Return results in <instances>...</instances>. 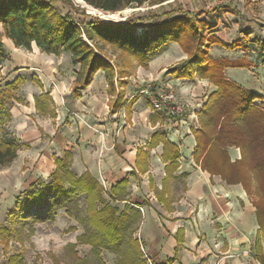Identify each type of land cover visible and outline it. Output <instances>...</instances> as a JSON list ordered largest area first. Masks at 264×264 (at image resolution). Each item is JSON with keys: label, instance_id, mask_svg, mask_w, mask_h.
Returning a JSON list of instances; mask_svg holds the SVG:
<instances>
[{"label": "trees", "instance_id": "obj_1", "mask_svg": "<svg viewBox=\"0 0 264 264\" xmlns=\"http://www.w3.org/2000/svg\"><path fill=\"white\" fill-rule=\"evenodd\" d=\"M163 2L164 0H0V66L8 59L4 39L11 40L16 48L27 51L35 44L41 52L48 55H71L72 63L80 66L76 86L89 87L95 75L101 71L109 84V93L115 95L116 78H121V74L126 73L125 68H130L133 63L148 68L155 54L167 45L178 44L187 55V61L180 64L173 73H179L180 78L199 74L217 89L199 113L200 128L194 132V160L212 176H220L229 185L241 184L245 188L257 210L259 230L256 245L260 248L264 235V111L254 105L260 99L258 95L243 90L224 75L228 68H248L251 64L210 59L209 49L219 44L231 50H249L252 43L263 57L264 42L258 39L248 40V47L240 40L230 45L222 42L212 35L215 25L201 20L203 14L213 15L212 7L201 14L172 9L165 10L160 15L148 13L144 18L139 15L136 17L138 20L118 22L106 19L109 14L130 7H154ZM87 9L104 16L87 14ZM149 20L151 23L146 26L145 32L137 34L138 24ZM244 36L250 38L251 35L246 33ZM104 46H110L118 53L119 62L115 63L104 52ZM35 80L41 85L39 80ZM23 82V78L17 77L0 91V167L10 165L21 149V144L6 139L4 134L7 124L12 121L8 102L15 100L13 94ZM120 102L119 98L117 104L120 105ZM52 103V98L45 93L35 99L36 108L41 114L56 117L55 110L51 108ZM153 143L163 144L164 161L171 162L177 170L180 158L177 147L160 134H155ZM231 147L240 150V161L231 162L228 153ZM72 157L73 153L67 152L64 158H55L56 169L50 182L39 179L28 192L18 196L11 217L19 221L32 217L33 221L41 222L54 219V214L64 208L68 216L74 217L79 223H85L87 228H92L88 229L90 238L95 232L99 233L101 240H108L107 249L113 247L121 251L118 264H146L142 259L140 244L133 237L134 232L128 233L138 226L141 220L140 210H132L131 214L125 209L120 213L117 207L107 204L104 200V187L90 173L77 176L72 172ZM127 186L128 180L125 179L112 187L110 199L113 203L127 201ZM81 197L85 198L88 207L85 215L78 203ZM100 204L102 208L98 209ZM44 208L45 217L32 215L34 210ZM257 259L264 264L263 256L258 254Z\"/></svg>", "mask_w": 264, "mask_h": 264}, {"label": "crops", "instance_id": "obj_2", "mask_svg": "<svg viewBox=\"0 0 264 264\" xmlns=\"http://www.w3.org/2000/svg\"><path fill=\"white\" fill-rule=\"evenodd\" d=\"M4 45L11 61L18 59L21 64L19 68H25L24 74L33 76L30 82L24 79L23 84L28 87L26 89L33 91L27 97L25 107L21 105V110L26 108L30 115L36 114L45 120L53 121L51 125H42L39 120L37 125L27 117L29 120L24 129L22 121L26 120H19L18 123L14 107L11 105L9 109L17 131L27 134L25 141L29 144L24 148L32 151L30 142L33 139L36 144H40L43 138L41 132L44 130L47 136L54 138V145L60 149L51 159H48L46 154L38 156L40 161L49 160V170L41 168L42 174L48 176L47 178H50L56 169L55 158H64L65 153L72 152L74 173L78 176L90 173L104 187L107 197L112 187L127 179L129 202L121 204L128 203L142 211L135 237L138 238L141 249L146 248L151 254L148 261L143 259V254L145 263L262 264L257 255L264 257V235L258 248L257 210L245 188L241 184L229 185L220 176H212L194 160V132L198 129L199 122L196 123L190 116L195 114L199 119L200 111L217 89L206 80H203V83L196 81L199 86H195L197 83L185 84L182 93L185 95L184 104L188 109L186 115L178 120L171 119L162 112H155L148 101V94H159L164 89L171 90L186 81L176 79L171 71L179 66L178 63L182 59H187L177 44L167 45L155 54L148 68L136 63L130 68H125L126 73L116 80L115 95L109 93V84L103 72L99 71L95 75L89 87L81 88L76 86L79 66L72 64L67 68L65 73L68 78L57 83L58 89H61L63 83L75 87L78 94L71 99L72 103L78 100L77 104L82 106L85 101L91 111L95 110L90 112L100 118V125L96 128L101 129V138L93 129H84L77 122L74 124L76 130L73 128L72 132L69 127L66 129L60 125L56 126L58 112L57 101L52 94L53 83L47 84L44 77L51 75L47 71V62L50 61L48 59H59L60 56L43 54L35 44L30 51L16 48L8 39L4 40ZM263 70L256 74L253 68H230L226 74L245 89L264 97ZM22 74L15 73L14 76L17 78ZM35 79L39 80L41 85ZM44 93L52 98L51 108L55 110L56 117L43 115L37 110L35 99ZM94 97L101 100L100 105L98 100L93 101ZM119 98L120 105L117 104ZM18 111L19 114L23 112ZM91 125L89 124V127ZM155 134L165 136L177 147L180 157L177 170L171 162L164 161L163 144L153 143ZM102 139L104 142L100 146L98 144ZM89 143L98 145L97 152L95 148L86 149ZM20 151L21 149L17 159L20 158ZM229 154L232 161L241 158L239 149L230 148ZM27 160L23 159V164ZM161 171L164 173L162 177ZM180 182H183L185 192L181 197H177L172 185ZM135 196H138V200H135ZM154 200L161 207H155ZM147 201H150L151 207L144 204Z\"/></svg>", "mask_w": 264, "mask_h": 264}, {"label": "rangeland", "instance_id": "obj_3", "mask_svg": "<svg viewBox=\"0 0 264 264\" xmlns=\"http://www.w3.org/2000/svg\"><path fill=\"white\" fill-rule=\"evenodd\" d=\"M208 7L214 8L212 12L213 15L209 16L208 14H203L201 20H206L211 25H215V28L212 31V35H215V37L217 38L220 37L218 39H222V42L230 45L234 41L240 40L246 46L247 41L252 39H258L264 42V0H216V2L212 0H164L161 5H157L154 7H130L121 12L109 14L108 16H106V19L118 22L128 20L130 21L137 19L136 17L139 15L144 18V16H146L148 13L152 15H160L163 11H171L172 9L177 10V12H196L201 14L202 11H209ZM87 12V14H97L101 17L104 16L102 15V13L92 12V10L90 9H87ZM150 23L151 21L149 20L148 22H144L141 25L138 24L137 34H143L145 32L146 26H148ZM246 33H249V35H251L250 38L244 36ZM251 45L253 46H251L249 50H246L244 48L231 50L223 47L222 45L215 44L209 49V58L244 61L247 64H251V66H249L248 68L231 69L250 70L253 68L255 70V73L258 74L261 69H264V56L261 57L256 46L252 43ZM104 47V52L108 53V56L112 57L115 63L119 62V56H117L118 53H116L110 46ZM5 49L8 54L7 48ZM48 60L50 61L47 62V65H49V67H47V71H49L51 75L45 76L44 81H46L47 84L53 83L52 94H54L56 98L58 112V120L56 122V126L60 125L61 127H65L66 129H68L69 127L72 132L73 128L76 130V125L74 124L77 122V124L79 123L80 125H82L84 129H93L101 138L102 131L98 127L96 128V126L100 125V118L91 114V112L95 110L92 109L91 111L85 101L83 102L82 106H79L77 104L79 102L78 100L77 102L72 103L71 99L75 98V96L78 94L75 87L72 85H68L67 83H63L61 89H58L57 83L63 82V79L68 78L65 72L67 68H69L73 64L71 55L69 53H63L59 57V59L50 57ZM185 61H187V59H182L178 63V65L184 63ZM55 62L57 63V65L55 64ZM19 63L20 61L18 59L11 61V58L8 54L7 61H5L2 66H0V91H3L7 84L12 83L16 79V76H14L15 73H23L19 77L23 78V80L25 79V81L30 82L31 79H33V76H31L30 74H24L25 68L20 69L19 65L21 64ZM51 68H54V70ZM177 68H179V66L175 67L174 70L171 69V71H176ZM228 69L225 70L224 75L226 79L232 81L229 78L228 74H226ZM72 72L73 71H71V73ZM53 73L55 74L53 75ZM173 75L176 79H183L186 81L181 82L180 86H175L171 90L166 91L164 89L159 92V94H148L149 103L151 96L160 97V95H165L169 92H173L175 94V97L179 103H184L185 95H183L182 89L185 88V84L193 85L194 83H197L195 84V86H199L198 82H202L203 80L211 83L209 80L201 78L199 74H195L193 77L188 78H180L179 73H173ZM234 83L243 90L252 92L245 89L240 84L236 82ZM26 88L28 87L22 84L20 88L13 94L15 97L14 102L13 100H10L8 102V108L12 106L14 107L13 110L17 117V122L19 123V120L23 119L26 120L25 122L22 121L24 129L27 126V120H29L27 117H30L31 120H33V122L36 124L40 120L41 123L39 122V124L51 125L53 123L52 120L46 119V121L45 119H43L44 117H39V115H30L28 114L26 108L21 110V105L25 107L27 97H29L31 92L33 91ZM214 88L216 87L214 86ZM256 95H258L260 99H257L254 102V105L264 111V97L260 96L259 94ZM95 97L93 101L96 102L98 100V104L100 105L101 100H99V98L95 99ZM17 109L23 112L19 114V111ZM72 117L75 118V120H73ZM175 119L178 120V118ZM11 122V124L8 123L5 128L6 134H4V137L6 139L17 141L19 144H21L20 146L22 148L20 151L21 154L19 159H17L16 157L17 160L15 159L10 165L6 167H0V264H118V262L121 260V255H119L121 254V251L116 248L114 249L113 247L107 249L106 244L108 240H101L99 237V233L96 234L95 232V235L90 238L91 234H89L88 229L92 228H87L85 223H79L75 220L74 217L68 216L64 208L59 209L54 214V219H47L41 222L33 221L32 217L28 218L25 216V218L23 216L25 219L22 221L14 220L13 217H11V212L16 206L18 196L23 195V193L26 191L28 192L31 186L38 182L40 176L45 177H42L44 179L43 181L50 182V178H47L48 176L43 175V172H41V168H44L46 171L49 170V167L47 166L49 160L40 161L38 156L40 154H46L48 159H51V156L53 157L55 152H59L60 150L58 146L54 145V138L47 136L44 133V130H42L41 132L43 136L42 142L40 144H36V140L33 139L30 142L32 144L31 148H33L32 151L26 150V148L24 147L29 144V142L25 141V135L27 134L25 132L17 131L15 122ZM34 123L33 126H35ZM89 124L95 125H91V127H89ZM130 124L131 126H133L132 123ZM72 125H74V127ZM197 128H200L199 124L197 125ZM103 142L104 141L102 139V141L98 145L102 146ZM95 146L96 145L89 143L86 149L90 150L92 148H95V152H97V146ZM18 155L19 154L17 153V156ZM25 158H27L28 160L23 164L22 161ZM230 159L232 163L241 160L240 158L239 160L232 161L231 156ZM71 169L72 172H74L73 166ZM163 174V171H161L160 177H162ZM42 178L40 180H42ZM172 187L175 196L177 197H181L182 193L185 192L183 182H180L178 184L174 183ZM148 195L150 194L148 193ZM104 200L107 204H110L113 207H117L120 213L125 211V209L126 211L128 210V213L131 214H133L132 210H138L136 207L131 206L128 203L126 205L121 204V202L113 203L110 199V195L107 197L106 190L104 193ZM126 200L129 202L128 198ZM135 200H138V196H135ZM78 203L80 210L82 211L83 215H85L88 210L85 198H79ZM144 204L148 205L149 207L152 206L150 201H147ZM154 205L157 208L161 207L155 200ZM129 207H131V210H129ZM99 208H102L101 204L98 205V209ZM45 213L46 208L37 209L33 211L32 215H40L41 217H45ZM137 230L138 227H135L134 230H130L128 233L131 234L134 232V239H138L137 237H135ZM87 237H89V239H87ZM102 241L104 244L102 243ZM141 252L142 255L144 254L143 259L148 261L149 257L151 256L148 250L146 248H142ZM125 253L128 252L125 250ZM251 257L254 258L253 256Z\"/></svg>", "mask_w": 264, "mask_h": 264}, {"label": "built area", "instance_id": "obj_4", "mask_svg": "<svg viewBox=\"0 0 264 264\" xmlns=\"http://www.w3.org/2000/svg\"><path fill=\"white\" fill-rule=\"evenodd\" d=\"M150 104L155 112H163L171 118H183L186 115L188 106L184 103H179L173 92H169L165 95H160V97L151 96ZM196 123H198V118L195 114L190 116Z\"/></svg>", "mask_w": 264, "mask_h": 264}]
</instances>
